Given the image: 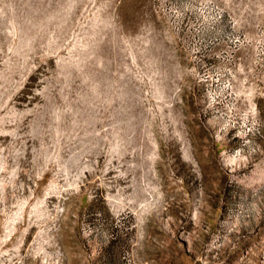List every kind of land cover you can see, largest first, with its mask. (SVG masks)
I'll use <instances>...</instances> for the list:
<instances>
[{
    "label": "rangeland",
    "instance_id": "374dc122",
    "mask_svg": "<svg viewBox=\"0 0 264 264\" xmlns=\"http://www.w3.org/2000/svg\"><path fill=\"white\" fill-rule=\"evenodd\" d=\"M0 264H264V0H0Z\"/></svg>",
    "mask_w": 264,
    "mask_h": 264
}]
</instances>
